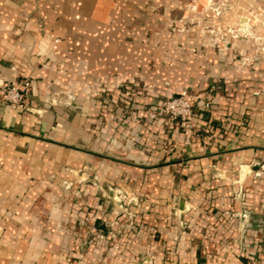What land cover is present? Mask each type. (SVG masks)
I'll return each instance as SVG.
<instances>
[{
    "label": "crops",
    "instance_id": "obj_1",
    "mask_svg": "<svg viewBox=\"0 0 264 264\" xmlns=\"http://www.w3.org/2000/svg\"><path fill=\"white\" fill-rule=\"evenodd\" d=\"M16 79L0 264H264V0H0ZM210 88L184 145L153 111Z\"/></svg>",
    "mask_w": 264,
    "mask_h": 264
},
{
    "label": "built area",
    "instance_id": "obj_2",
    "mask_svg": "<svg viewBox=\"0 0 264 264\" xmlns=\"http://www.w3.org/2000/svg\"><path fill=\"white\" fill-rule=\"evenodd\" d=\"M221 5L224 6L223 3ZM31 86L29 79L6 81L0 88V101L28 109L26 101ZM212 97L211 88L205 91L198 100L188 98L187 91L182 90L176 95L164 99L153 112L162 119L166 130L177 126L182 135V144L186 145L199 137L193 120L196 108H208ZM147 111L150 112L151 110L147 109ZM170 148V145H166L167 150ZM246 264L261 263L257 259H249Z\"/></svg>",
    "mask_w": 264,
    "mask_h": 264
}]
</instances>
